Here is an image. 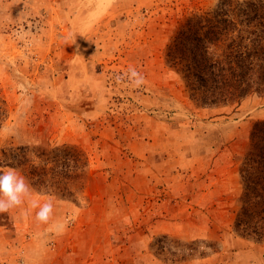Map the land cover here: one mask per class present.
Returning a JSON list of instances; mask_svg holds the SVG:
<instances>
[{"label":"rangeland","instance_id":"1","mask_svg":"<svg viewBox=\"0 0 264 264\" xmlns=\"http://www.w3.org/2000/svg\"><path fill=\"white\" fill-rule=\"evenodd\" d=\"M219 1L0 0V170L31 188L0 264H264L236 229L264 98L205 107L167 58Z\"/></svg>","mask_w":264,"mask_h":264},{"label":"trees","instance_id":"2","mask_svg":"<svg viewBox=\"0 0 264 264\" xmlns=\"http://www.w3.org/2000/svg\"><path fill=\"white\" fill-rule=\"evenodd\" d=\"M167 58L205 107L264 98V0H220L213 9L193 14L172 39ZM6 118L0 106V127ZM240 175L244 190L236 229L262 243L264 119L253 125Z\"/></svg>","mask_w":264,"mask_h":264},{"label":"clouds","instance_id":"3","mask_svg":"<svg viewBox=\"0 0 264 264\" xmlns=\"http://www.w3.org/2000/svg\"><path fill=\"white\" fill-rule=\"evenodd\" d=\"M30 191L29 183L22 175L18 174L16 169L0 170V214L8 213L10 210L22 206L26 198L29 197ZM31 207H39V211L36 213L38 223H47L52 216L53 205L51 202H46L43 205L31 202Z\"/></svg>","mask_w":264,"mask_h":264}]
</instances>
